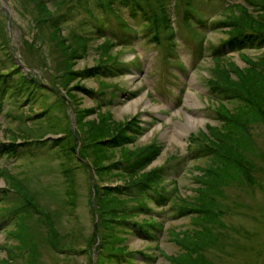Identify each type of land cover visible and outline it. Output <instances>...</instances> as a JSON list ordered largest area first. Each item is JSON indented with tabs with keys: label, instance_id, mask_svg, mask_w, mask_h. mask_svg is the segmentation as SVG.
Masks as SVG:
<instances>
[{
	"label": "rangeland",
	"instance_id": "obj_1",
	"mask_svg": "<svg viewBox=\"0 0 264 264\" xmlns=\"http://www.w3.org/2000/svg\"><path fill=\"white\" fill-rule=\"evenodd\" d=\"M45 1L52 13L58 15L59 11H64L65 15L70 17L62 24L61 32L65 36H68L71 29L91 36L88 49L83 51L85 55L74 61V68L77 70L99 63L96 59L104 57L102 53H105L106 48L112 54V59L120 61L134 57V60H130L129 63L132 64L124 74L104 76L103 79L100 76L78 78L81 83L93 87L95 92L88 94L73 89L71 91L75 97L72 102L65 96L63 88L53 86L58 73L57 66H60L59 60L62 59L61 50L50 37V29L46 25L37 27L34 24L31 16L34 12V2L0 0L3 34L14 52L16 61L20 64L15 63L25 71L35 69L50 87V90L46 91L49 96L45 97V103L42 104L40 101L26 100L23 108H16L18 103L16 98L10 100L8 97L4 98V102H0V141L8 142L5 126H11L16 132L25 126L19 122L15 113L21 109L28 110L30 106L39 110L47 101L55 102L52 112L60 115V118L55 125L56 128L50 127L51 133L46 136L52 139L61 135L60 130H63L61 128L66 121V125L73 129L77 137L75 140L79 141L78 134L82 136L85 134L77 125V120H74V105L86 108L100 104L98 108L103 113L109 112V118L118 123L131 119L142 127L134 140L123 146L133 149V154L146 153L150 147L159 145V153L145 169L150 170L155 165L164 164L163 174L175 178L177 190L185 200L178 201L174 198L163 201L157 198L153 189L137 191L136 186L132 185L122 192V196L132 194L134 197L125 203L127 209L136 210V213L128 218L129 223H125L121 218L113 221L108 215L104 216V221L96 223L93 220L90 203L93 187L97 193L103 192L106 187L109 189L107 195H111L112 188L122 185L135 155L128 157L120 147H103L101 148L103 154L99 153L102 171L96 173L94 165L90 166L93 156L95 159L98 158L92 149L86 150V154H89L86 157L78 154L79 158H76L70 155L71 151L64 156L61 146H55V150L46 152V147L41 143L43 140L31 138L38 143L17 146V154L2 153L0 166L22 181L26 190L29 188L33 190L36 195L33 198H36V201L32 199L30 203L38 205V208L42 204L47 205L50 215L53 216L54 228L61 234L60 238L65 239L64 246L61 244L56 248L51 247L45 239L49 231L46 223L30 209L31 212L25 220L33 227L28 233L36 240L38 264H93L94 257L97 261H102L100 264H170L166 254L174 255L183 251V246L179 242L182 234L200 227L197 224L198 220L197 223L194 221L195 212L181 206L189 199L187 195L194 193L193 187L197 182L193 174L201 173L202 167L215 164V159L211 155L193 156L197 142L188 143L197 131L207 132L208 123L212 125L216 123L207 109L205 76L211 71L208 70L211 64L209 47L204 48L194 67L176 70L175 78L172 75L174 72L172 67L168 62L163 64L153 43L148 44L141 37L129 45H126L128 40H123L125 43L121 45L120 36L122 34L128 36L127 29H123L119 25V18L107 7L98 5L96 0H89L88 3H84L83 0H63L61 4H58L59 0ZM105 1L110 2L112 8L129 24L131 22L136 26L132 21L134 16L122 0ZM186 2L187 0H180L179 5L184 7L183 3ZM168 4L170 9L172 4L170 1ZM194 4L199 6L197 0ZM87 7L104 21V26L99 32L95 31ZM173 14L182 18V10ZM113 31L116 33V44L105 42L103 34L112 36L114 40ZM225 36L226 33L221 29H209L205 32V39L212 44H217ZM177 49L180 59L186 64L189 55L187 45L178 44ZM260 50L255 46L243 48L249 55H256ZM2 54L0 50V60L3 58ZM231 57L238 65L245 64L236 52ZM78 79L75 78L71 84L77 83ZM19 101H23V98L21 97ZM7 111L11 112L7 115ZM95 116L93 111L84 119ZM25 122L32 133H38L35 122L30 119ZM250 122H253L251 131L255 132L254 144L259 143V147L263 146L264 151V121ZM81 141L84 144L85 139L81 138ZM186 150H189L190 154L185 155ZM247 157L255 158V164L259 167L257 174L262 177L260 181L264 187V159L257 158L252 152ZM112 164L116 167H111ZM105 165L109 166L107 170ZM3 184V176L0 175V206L3 207L0 210V242L16 243L14 233L10 235V230L16 225L10 214L12 207L18 203L12 190L9 189L5 193L1 190ZM247 184L244 180L230 181L222 178V193L216 194L215 199L219 204H228L229 208L222 218L219 217L217 221L209 223L211 231L216 234L215 238L201 236L208 239L209 243L203 251L214 264H264V188L252 192V187ZM161 185L171 188L172 182L169 183L166 178L158 184L159 188ZM255 187L257 188V185ZM142 199L148 208L139 206ZM253 216L255 218H252ZM148 222L153 225H147ZM114 236L117 238L115 242ZM122 245L124 248H116ZM5 255L7 256L6 251L0 249V264H33L27 262L24 254L12 259L5 258Z\"/></svg>",
	"mask_w": 264,
	"mask_h": 264
},
{
	"label": "trees",
	"instance_id": "obj_2",
	"mask_svg": "<svg viewBox=\"0 0 264 264\" xmlns=\"http://www.w3.org/2000/svg\"><path fill=\"white\" fill-rule=\"evenodd\" d=\"M34 2L33 5V17H35L36 26L41 27L46 25L49 30V35L55 40L56 45L61 50V60H59L60 66H57L59 81L62 86L67 89L69 97L74 100L75 94L73 89L81 90L85 93L91 92L90 87L85 86L77 81L76 84L71 85L70 83L74 78L78 76H89L95 72L91 71V68H82L77 70L73 67L75 55L83 54L87 47V35L82 33H74L70 41H66L65 38L58 32L57 25L60 22L66 20L62 14L53 16L51 10L47 6L45 0H31ZM125 3H133L132 14L135 13V9L142 7L141 0L135 2V0H122ZM150 7L154 6L153 1L160 0H146ZM250 7L256 9L264 7V0H244ZM242 9H238L236 16L230 21L229 24L235 25L239 22H247L249 26L258 31L257 40L264 42V14L254 15L250 8L246 5H239ZM234 9V8H233ZM91 14L92 11L87 9ZM264 13V10H263ZM1 27V24H0ZM255 36V35H254ZM253 36V37H254ZM5 40V37H3ZM108 38L105 39V42ZM80 50V53L79 51ZM84 51V52H83ZM77 52V53H76ZM104 54L102 60H108L111 56L107 53ZM260 59L264 61V54L260 55ZM257 62V64H263V62ZM257 64L254 66L253 72L248 70L247 75L253 84L257 80H260V84H264V72L262 68L257 69ZM230 66L236 70V74L229 72L228 68L217 66L211 69L212 75L207 77L206 85L208 86V92L210 97V103L207 104L214 117L221 120V125H212L208 123L206 125V131H197L195 136H192L188 143L197 142V146L193 152V156H205L211 155L215 159V164H211L207 167H202L201 173H194L193 178L197 185L193 187L194 193L188 194L187 197L190 200H186L185 204L181 206L187 208L189 211L195 212L193 218L201 227L194 229L192 232L186 231L180 237L181 245L184 246L183 251L178 254H166L171 264H214L210 260L203 249L208 244V239L215 238L216 234L211 231L209 224L212 221H217V215L215 209H223L229 207L228 204H223L216 201L215 195L221 194V183L222 178L226 180H239L247 182L249 185L255 184V179L248 177L259 170V167L255 164L254 157H247L248 155L255 154L257 158L263 159V147L254 144L255 140L251 136L250 125L253 121H258L264 118V94H262L263 87L256 88L253 90H244L243 86L248 89L245 77L240 74L238 67L235 64ZM60 67V68H58ZM124 65L111 66L107 68L106 75H116L122 72ZM219 70V71H218ZM99 77V76H98ZM102 82H106L102 80ZM252 84V85H253ZM39 89V95L33 99L38 100L40 97H45V93L42 90L45 89L43 84H39L36 78L27 77L23 74L19 68L12 63V68L9 72L0 71V102H4V98L8 97L11 99L16 98V101L22 97L23 99L29 98L36 89ZM23 95V96H22ZM45 103V100H41ZM1 107V105H0ZM93 107L77 108L76 117L77 124L84 131V134L89 137L87 141L93 143L89 146V142H84L81 147V153L86 154L87 149H92L95 152V159L93 156L92 164L94 165L96 173H101L102 166L99 162V153L103 154L101 148L103 147H120L128 157L135 155V158L130 163V168L127 169L126 178H123L122 185H117L112 188L111 195H107L109 192L106 187L105 190L99 192V217L100 220L104 221V216H111L113 221L121 218L125 223H128V218L136 213L134 209H127L125 203L134 198L132 194L122 196V192L132 185L136 186L137 191L153 189L157 198L163 201L173 200L176 198L178 201H184L185 198L181 196L177 190L176 180L174 177H170L169 183L172 182L171 188H166L159 183L164 180V175L160 167H152L150 170H146L147 164L156 157L159 153V145L150 147L146 153L136 152L133 154V149H127V142H132L137 133L141 132L142 127L132 122V120L123 121L118 123L112 118H109V112L103 113L101 110ZM95 112L96 116L84 119V117ZM11 111H7L10 113ZM19 122L22 125L21 128L16 132L11 126H5L4 130L8 142L0 141V155L6 154H17V146L29 145L31 140L30 137H42L43 134L49 130L48 127H55L57 116L54 115L49 106L45 105L40 110L34 109L32 106L28 110L21 109L15 114ZM26 117L35 122L36 130L38 133H32L30 127L26 126V122L21 118ZM14 117V116H13ZM37 122V123H36ZM20 137L21 141H16ZM86 137V138H87ZM64 137H57L61 139ZM22 142V143H21ZM37 143V141H35ZM193 148V146H191ZM5 148V149H4ZM9 150H8V149ZM254 148V150H253ZM126 150V151H124ZM250 150V151H248ZM16 152V153H15ZM94 161V162H93ZM106 170L109 166H106ZM111 167H116L114 164ZM124 168V167H123ZM256 170V171H255ZM0 175L4 177L11 185H16L19 179L14 174L9 173L3 166H0ZM98 176V175H97ZM99 177V176H98ZM103 189V188H101ZM26 197L28 195L25 194ZM140 199V198H138ZM193 199V200H192ZM139 206L148 208L144 200L139 201ZM17 222L16 235L18 236L17 242L13 244L4 245L8 257H15L17 255H25L27 262L38 263L36 240L33 239V235L28 233L31 226L26 222L22 212ZM126 220V221H125ZM136 220L134 219V223ZM115 224V223H112ZM147 225H153L148 222ZM114 227V225H109ZM207 236V237H201ZM115 238V236H114ZM117 238L113 239L115 242ZM14 247L16 250H14ZM117 249L124 248V245L116 247ZM102 255V254H101ZM103 258V257H102ZM108 259V257H107ZM104 261V258H103ZM102 261H97L96 264H100Z\"/></svg>",
	"mask_w": 264,
	"mask_h": 264
},
{
	"label": "bare ground",
	"instance_id": "obj_3",
	"mask_svg": "<svg viewBox=\"0 0 264 264\" xmlns=\"http://www.w3.org/2000/svg\"><path fill=\"white\" fill-rule=\"evenodd\" d=\"M23 96V95H22ZM37 123V122H36ZM27 125V124H26ZM30 125V124H29ZM54 127V126H53ZM56 128V127H55ZM49 129H50V127H49ZM51 130V129H50ZM53 130V129H52ZM53 132V131H52ZM35 142V141H34ZM34 144V143H33ZM33 146V145H32ZM5 149V148H4ZM8 149V148H7ZM9 150V149H8ZM29 150V149H28ZM17 152V151H16ZM15 152V153H16ZM24 152V151H23ZM20 153V152H19ZM13 159V158H12Z\"/></svg>",
	"mask_w": 264,
	"mask_h": 264
}]
</instances>
